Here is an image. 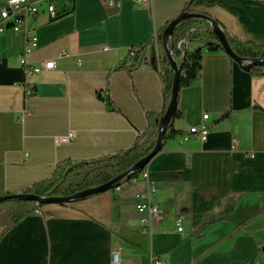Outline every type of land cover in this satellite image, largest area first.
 I'll return each mask as SVG.
<instances>
[{
	"label": "crops",
	"instance_id": "crops-1",
	"mask_svg": "<svg viewBox=\"0 0 264 264\" xmlns=\"http://www.w3.org/2000/svg\"><path fill=\"white\" fill-rule=\"evenodd\" d=\"M115 1L57 0L56 17L46 0H34L39 11L23 32L0 33V196L51 178L64 159L131 147L148 127L147 112L168 105L150 54L136 68L127 59L188 0ZM196 1L225 3L197 10L232 35L264 45V0ZM27 32L36 38L30 61H54L53 69L26 76L19 57ZM26 85L34 88L30 114L23 112ZM179 104L187 115L174 126L186 134L169 140L147 166L164 213L158 223H141L142 180L46 204L43 214L28 215L3 235L0 264H113L114 251L120 264H153L154 257L165 264H264V75H253L225 50H205L200 78L181 89ZM226 111L230 118L218 121ZM204 114L211 131L201 141L189 130ZM14 209L3 204L0 215Z\"/></svg>",
	"mask_w": 264,
	"mask_h": 264
},
{
	"label": "trees",
	"instance_id": "trees-1",
	"mask_svg": "<svg viewBox=\"0 0 264 264\" xmlns=\"http://www.w3.org/2000/svg\"><path fill=\"white\" fill-rule=\"evenodd\" d=\"M63 1L70 2L72 0ZM216 5L228 8V6L221 1L197 2L196 0H188L181 13L200 11L197 10L199 7H213ZM201 12L213 17L206 11ZM61 15L62 14H59L56 17ZM171 21L172 20L166 24L161 31V34H159L160 41L162 39L161 36L163 31ZM220 25L224 29L231 48L239 57L248 60L259 58L264 59V45L257 44L253 41L243 40L236 35H232L222 25V23H220ZM185 35H187L190 46L186 52H183L179 43ZM169 43L170 46L173 47L175 59L178 60L181 65V89L192 86V84L200 78L203 54L205 50H224L217 34L211 28L210 23L205 19L198 18H187L181 20L174 28L172 39ZM135 47H138L139 49L136 56L131 60L130 58L127 59L130 63V69L138 67L149 53L152 66L157 69L158 63L161 66L159 72L162 81V91L164 99L169 103L173 89L174 70L171 67L167 55L165 53L162 55L160 46L157 48L154 38H151L145 44H139L133 46L132 48ZM249 71L253 75H264V65H254ZM166 109L167 105L161 112H147L148 127L144 132L140 133L136 137L131 147L114 154L104 155L93 159H86L79 162H74L71 159H64L58 162L51 178L35 182L24 192L44 197H69L84 189L105 184L120 174L128 171L154 149L157 143L159 120L164 115ZM186 115L187 110L179 104L175 119H184ZM230 116L231 112L226 111L220 116L218 121L226 120L230 118ZM185 134V131L177 129L174 125L170 126L166 133L164 146L172 138ZM142 171L143 170H139L125 176L113 184V189L122 187L127 183L134 182L139 178ZM8 203H12L16 209L10 212L9 223L4 227H0V239L9 229L18 224L25 217L34 214L35 209L45 206L44 204H36L33 201L22 199L6 201L4 203H0V206ZM187 211V208H183L181 210V214L184 215L188 213ZM260 213L264 214V207ZM223 219H225V217L217 218L218 221ZM262 248L264 249V246Z\"/></svg>",
	"mask_w": 264,
	"mask_h": 264
},
{
	"label": "built area",
	"instance_id": "built-area-1",
	"mask_svg": "<svg viewBox=\"0 0 264 264\" xmlns=\"http://www.w3.org/2000/svg\"><path fill=\"white\" fill-rule=\"evenodd\" d=\"M56 1L57 0H46L48 11L58 16L60 13L56 8ZM113 4H116L115 0H112ZM118 5V4H117ZM39 11L34 0H6V3L0 9V33H3L7 30H12L13 32L19 33L23 32L26 29L27 20L33 16H35ZM28 41L23 49V52L20 54V62L22 67L26 73V76H30L32 74L41 73L43 70H50L55 67L54 61L45 62L43 65H34L30 61V55L36 47V38L31 36L27 32ZM159 35L157 34L154 36L155 44L157 48L161 45L162 41L159 39ZM170 46V43H169ZM179 46L182 48L183 52H186L188 47L190 46V42L185 35L179 43ZM105 49H108V45L104 46ZM172 49V53L174 55L173 47L170 46ZM138 47L131 48L128 59L130 60L134 58L137 54ZM64 55L66 53H63ZM145 58V57H144ZM175 58V57H174ZM146 58L142 61L145 62ZM161 69L160 64L158 65V70ZM34 94V88L31 85H26V104L24 107V113L30 114L31 109L29 105V99ZM211 131V123L209 121V115L204 114L203 122L198 126H193L190 128L189 133L199 138L201 141H206L209 137ZM72 134L68 137L61 138V140H68ZM142 180L146 184V189L136 193V199L138 200L136 207L138 212L142 215L141 223L145 227H151L154 223H158L164 216L162 209L159 205L155 202L156 196V186L149 178L148 169H143L141 175L138 179L134 182H139ZM121 187H117L116 189L119 190ZM38 204V203H36ZM36 214H43L42 208L35 209ZM182 220H178V230L183 231V224ZM120 253L118 251H114L113 253V264H120ZM153 264H165L161 259L158 257L153 258Z\"/></svg>",
	"mask_w": 264,
	"mask_h": 264
},
{
	"label": "water",
	"instance_id": "water-1",
	"mask_svg": "<svg viewBox=\"0 0 264 264\" xmlns=\"http://www.w3.org/2000/svg\"><path fill=\"white\" fill-rule=\"evenodd\" d=\"M187 18H198V19H205L207 20L211 28L215 31L217 34L220 43L223 46V49L234 59L236 60L240 66L245 68L246 70H250L251 67L254 65H264V59H244L239 57L234 50L231 48L228 39L225 35L224 29L221 27L219 21L215 19L214 17H210L206 14H204L201 11H194V12H184L181 13L179 16H177L175 19H173L170 24L165 28L162 34V40H163V46L167 54V58L171 64V67L174 70V82H173V89L172 94L169 100V103L167 105V109L164 113V115L159 120V131L157 136V143L154 147V149L144 158H142L138 163H136L132 168H130L128 171L120 174L119 176L115 177L114 179L110 180L109 182L102 184L100 186H95L91 188L84 189L82 191L77 192L76 194L69 196V197H44V196H38L31 193H15V194H5L0 196V203H4L6 201H12L17 199L22 200H29L33 201L38 204H51V203H65L70 201H76L80 199H84L86 197L96 195L99 193H103L106 191H109L113 189V184L117 181L121 180L125 176L134 173L139 170L145 169L152 159L162 151L164 146V141L166 137V133L170 126L174 125L176 111L180 103V74H181V65L178 63V61L174 58V55L172 53V49L169 46V42L172 39L173 31L176 25L183 19Z\"/></svg>",
	"mask_w": 264,
	"mask_h": 264
},
{
	"label": "rangeland",
	"instance_id": "rangeland-1",
	"mask_svg": "<svg viewBox=\"0 0 264 264\" xmlns=\"http://www.w3.org/2000/svg\"><path fill=\"white\" fill-rule=\"evenodd\" d=\"M11 206H12V203H10ZM10 221V217L9 216H3V215H0V226H6Z\"/></svg>",
	"mask_w": 264,
	"mask_h": 264
}]
</instances>
